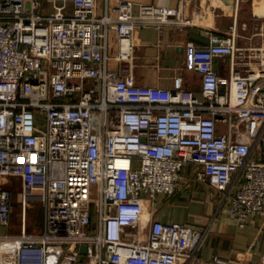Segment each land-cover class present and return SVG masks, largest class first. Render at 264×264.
Wrapping results in <instances>:
<instances>
[{
	"label": "built area",
	"instance_id": "obj_1",
	"mask_svg": "<svg viewBox=\"0 0 264 264\" xmlns=\"http://www.w3.org/2000/svg\"><path fill=\"white\" fill-rule=\"evenodd\" d=\"M43 1L0 0V264H179L208 230L154 213L159 195L179 192L187 164L227 191L234 223L264 218V36L241 47L233 24L205 45L188 41L184 69L200 75V93L181 69L172 87L140 85L135 32L190 23L182 6ZM222 57L231 59L225 89ZM244 58L257 66L241 71ZM12 178L23 190L16 233ZM34 200L39 231L27 225ZM213 263L228 264L202 262Z\"/></svg>",
	"mask_w": 264,
	"mask_h": 264
},
{
	"label": "crops",
	"instance_id": "obj_2",
	"mask_svg": "<svg viewBox=\"0 0 264 264\" xmlns=\"http://www.w3.org/2000/svg\"><path fill=\"white\" fill-rule=\"evenodd\" d=\"M133 1L168 7L182 6L190 22L172 28L163 35L153 27L140 28L135 32L137 84L172 87V77L181 69L185 84L200 93V75L184 69L185 44L192 41L205 45L212 33H225L233 24L237 25L241 36H246L239 41L241 47H258L262 44L264 0H230V3L225 0ZM104 3V0H97L99 11ZM43 5L44 12L51 11L50 4L43 1ZM116 40L115 33H112L111 46L114 50ZM242 61L238 64L241 71L257 66L251 58ZM214 62L223 81L222 88L225 89L231 75V59L216 58ZM194 174L195 165L187 164L182 172L179 192L173 197L159 195L154 213L155 218L161 221H177L208 230V236L198 251L191 257L181 259L179 264H202L216 256L228 264H264V218L252 217L248 224L240 227L228 213L227 191L194 179Z\"/></svg>",
	"mask_w": 264,
	"mask_h": 264
},
{
	"label": "rangeland",
	"instance_id": "obj_3",
	"mask_svg": "<svg viewBox=\"0 0 264 264\" xmlns=\"http://www.w3.org/2000/svg\"><path fill=\"white\" fill-rule=\"evenodd\" d=\"M246 36H241L243 40ZM90 85V82L88 83ZM37 124L43 126V119L37 118ZM9 187L13 191V203L15 205V210L11 216V222L9 227V233H16L20 231L21 218H22V195L23 190L21 184L15 178L9 180ZM148 206L151 205L150 200L147 201ZM43 224V204L38 200L30 201L27 209V225L31 230L39 231L41 230Z\"/></svg>",
	"mask_w": 264,
	"mask_h": 264
},
{
	"label": "water",
	"instance_id": "obj_4",
	"mask_svg": "<svg viewBox=\"0 0 264 264\" xmlns=\"http://www.w3.org/2000/svg\"><path fill=\"white\" fill-rule=\"evenodd\" d=\"M227 3H230V0H225ZM87 253V245H83L81 247V260L83 261L84 260V256L85 254Z\"/></svg>",
	"mask_w": 264,
	"mask_h": 264
},
{
	"label": "bare ground",
	"instance_id": "obj_5",
	"mask_svg": "<svg viewBox=\"0 0 264 264\" xmlns=\"http://www.w3.org/2000/svg\"><path fill=\"white\" fill-rule=\"evenodd\" d=\"M262 2V1H261ZM262 5H264L263 3H262ZM171 122H173V121H171Z\"/></svg>",
	"mask_w": 264,
	"mask_h": 264
}]
</instances>
